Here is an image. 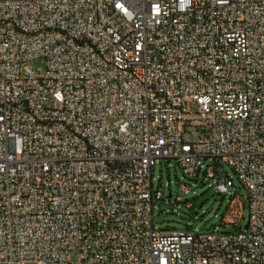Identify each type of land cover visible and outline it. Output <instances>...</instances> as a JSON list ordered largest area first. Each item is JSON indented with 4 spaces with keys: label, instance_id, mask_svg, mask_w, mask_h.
Instances as JSON below:
<instances>
[{
    "label": "built area",
    "instance_id": "obj_1",
    "mask_svg": "<svg viewBox=\"0 0 264 264\" xmlns=\"http://www.w3.org/2000/svg\"><path fill=\"white\" fill-rule=\"evenodd\" d=\"M160 159L224 195L225 163L247 228L154 229ZM73 252L264 264V0H0V264Z\"/></svg>",
    "mask_w": 264,
    "mask_h": 264
},
{
    "label": "rangeland",
    "instance_id": "obj_2",
    "mask_svg": "<svg viewBox=\"0 0 264 264\" xmlns=\"http://www.w3.org/2000/svg\"><path fill=\"white\" fill-rule=\"evenodd\" d=\"M29 67L36 72L38 69L44 68V60H34L29 64ZM184 140L193 142L196 137L192 133H186ZM204 164H215V161L209 159ZM220 165L233 184L226 195L217 194L214 191L212 187L215 184L214 179L204 178V186L196 187L194 182L183 175L175 161L160 159L151 173L153 190L159 189L163 193V198H153V228L159 230L175 229L177 231L189 229L202 233L216 232L220 234L222 232H238L235 229L238 224L241 232H243V227L247 223V210H244L243 218L240 220L242 215L241 199L244 200L247 197V190L225 163L220 161ZM202 177V171H200L199 180ZM184 191L187 193L185 194ZM231 196L233 200L230 201L221 220V215ZM69 261L72 264L78 263V253H71ZM25 264L36 263L27 262Z\"/></svg>",
    "mask_w": 264,
    "mask_h": 264
},
{
    "label": "trees",
    "instance_id": "obj_3",
    "mask_svg": "<svg viewBox=\"0 0 264 264\" xmlns=\"http://www.w3.org/2000/svg\"><path fill=\"white\" fill-rule=\"evenodd\" d=\"M202 178H201V180H199V178H198V175L196 176V177H194V178H187L188 180H190V181H192V182H194V185L196 186V187H203L204 186V178H206L205 176H204V173H202ZM233 200V198H232V196L228 199V203H227V205H226V207H225V209H224V212H223V214L221 215V220H222V218H223V216H224V213H225V211L227 210V208H228V206H229V203H230V201H232ZM185 201H188V200H185ZM190 202V201H189ZM241 208H242V215H241V218H240V220L243 218V212H244V210H245V203L243 202V200H241ZM238 224L235 226V229L236 230H238Z\"/></svg>",
    "mask_w": 264,
    "mask_h": 264
},
{
    "label": "water",
    "instance_id": "obj_4",
    "mask_svg": "<svg viewBox=\"0 0 264 264\" xmlns=\"http://www.w3.org/2000/svg\"><path fill=\"white\" fill-rule=\"evenodd\" d=\"M246 228H247V226L245 225V226L243 227V230H245ZM238 230H241V228L239 227Z\"/></svg>",
    "mask_w": 264,
    "mask_h": 264
}]
</instances>
